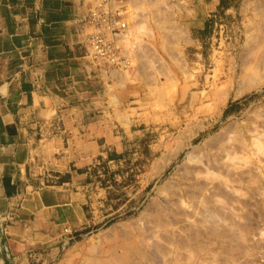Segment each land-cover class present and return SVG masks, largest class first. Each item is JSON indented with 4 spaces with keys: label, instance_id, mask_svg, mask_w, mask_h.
Returning <instances> with one entry per match:
<instances>
[{
    "label": "rangeland",
    "instance_id": "374dc122",
    "mask_svg": "<svg viewBox=\"0 0 264 264\" xmlns=\"http://www.w3.org/2000/svg\"><path fill=\"white\" fill-rule=\"evenodd\" d=\"M104 1L126 24L102 60L113 140L83 170L92 227L61 258L264 264V0Z\"/></svg>",
    "mask_w": 264,
    "mask_h": 264
},
{
    "label": "crops",
    "instance_id": "0c3cea01",
    "mask_svg": "<svg viewBox=\"0 0 264 264\" xmlns=\"http://www.w3.org/2000/svg\"><path fill=\"white\" fill-rule=\"evenodd\" d=\"M102 1L0 0V264H68L92 227L83 170L113 140L117 84L89 46Z\"/></svg>",
    "mask_w": 264,
    "mask_h": 264
},
{
    "label": "built area",
    "instance_id": "2783aa9c",
    "mask_svg": "<svg viewBox=\"0 0 264 264\" xmlns=\"http://www.w3.org/2000/svg\"><path fill=\"white\" fill-rule=\"evenodd\" d=\"M89 21L98 32L89 38V46L96 60H105L111 65L116 62V43L111 37L117 38L126 28L121 11H107L104 3H100L91 13ZM110 35V37L107 36Z\"/></svg>",
    "mask_w": 264,
    "mask_h": 264
},
{
    "label": "bare ground",
    "instance_id": "6f19581e",
    "mask_svg": "<svg viewBox=\"0 0 264 264\" xmlns=\"http://www.w3.org/2000/svg\"><path fill=\"white\" fill-rule=\"evenodd\" d=\"M96 2H98V1H96ZM108 3V2H107ZM114 3V2H113ZM115 4V3H114ZM97 5V4H96ZM95 6V5H94ZM106 6V5H105ZM110 7L112 8L113 6L110 4ZM110 9V8H109ZM92 10V9H91ZM108 11V10H107ZM93 11H91V13H92ZM124 12V11H123ZM125 19V18H124ZM96 34V33H95ZM121 34V33H120ZM122 35V34H121ZM109 36V35H108ZM122 37H123V35H122ZM116 43V42H115ZM117 44V43H116ZM118 49V48H117ZM91 54V53H90ZM186 167V166H185ZM191 167V166H190ZM188 169V168H187ZM186 169V170H187ZM186 172V171H185ZM189 172V171H188ZM186 178V177H185ZM190 178V177H189ZM196 183V182H195ZM197 184V183H196ZM195 185V184H194ZM202 185V184H201ZM202 186H204V185H202ZM202 186H200L201 188H202ZM199 188V187H198ZM187 191V190H186ZM188 191H190V190H188ZM187 191V193H188V195H189V192ZM191 192V191H190ZM193 192V191H192ZM191 192V193H192ZM190 195H192V196H194L193 194H190ZM191 197V196H190ZM193 198V197H192ZM169 201V200H168ZM156 204V203H155ZM158 204V203H157ZM165 204V202H163V205ZM156 206V205H155ZM157 206H159V205H157ZM156 206V207H157ZM165 206V205H164ZM170 206H172V205H170ZM169 206V207H170ZM159 208H160V206L159 207H157V209L159 210ZM164 208H167V207H164ZM172 208V207H171ZM164 210V209H163ZM162 210V208H161V211H155V213H158V212H162L163 211ZM167 210L168 209H166L165 211L167 212ZM170 210V209H169ZM165 211H163V212H165ZM172 211H174L173 209H172ZM176 212V211H175ZM179 212V211H178ZM176 214V213H175ZM153 215V214H152ZM160 215V214H159ZM180 215V214H179ZM169 216V215H168ZM175 216H177V215H175ZM164 217V216H163ZM166 217V216H165ZM159 219V218H158ZM165 218H163V220H164ZM166 220V219H165ZM181 220V219H180ZM160 221V220H159ZM161 222V221H160ZM165 223H167V222H165ZM164 224V223H163ZM162 227H165V226H162ZM167 227H165V229H166ZM190 229V228H189ZM69 230V229H68ZM193 229H191L190 231H192ZM66 231V230H65ZM170 232V231H169ZM219 232H221V231H219ZM222 233V232H221ZM224 233V232H223ZM168 234H170V233H168ZM171 235V234H170ZM174 235V234H173ZM197 238H199V237H197ZM194 241V240H193ZM193 241H191V242H193ZM155 242V241H154ZM153 242V243H154ZM148 243V242H147ZM155 243H157V242H155ZM195 243H197V242H195ZM199 243V242H198ZM150 244V243H149ZM157 245V244H156ZM148 247H149V245H148ZM154 247H155V244H154ZM160 247V250H161V246H159ZM195 247V246H194ZM158 250H159V248H157ZM127 251H124V253L126 252V254L125 255H123V256H133V254H134V252L135 253H137V254H139V256L142 258L143 257V259L145 258L147 261H148V263L150 262L151 264H153L154 262H152V258L155 260V259H157V257L155 258L154 256H153V253L151 252V253H146L145 252V250L144 251H141L140 249H138L137 248V250L136 249H134V248H132L131 250L130 249H126ZM151 250V249H150ZM152 251V250H151ZM107 252V251H106ZM158 253H159V251H158ZM116 254V253H115ZM154 254H157V250H156V253L154 252ZM158 255V254H157ZM121 256V255H120ZM153 256V257H152ZM122 257V256H121ZM123 258V257H122ZM132 258V257H131ZM115 260V259H114ZM1 263V262H0ZM156 264H157V261L155 262ZM154 263V264H155Z\"/></svg>",
    "mask_w": 264,
    "mask_h": 264
}]
</instances>
